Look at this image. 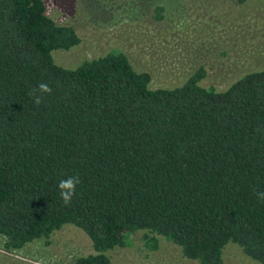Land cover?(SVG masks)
Wrapping results in <instances>:
<instances>
[{
    "label": "trees",
    "instance_id": "1",
    "mask_svg": "<svg viewBox=\"0 0 264 264\" xmlns=\"http://www.w3.org/2000/svg\"><path fill=\"white\" fill-rule=\"evenodd\" d=\"M71 1L105 16V0ZM165 11L155 7L156 19ZM80 42L77 25L57 24L44 0H0L4 249L74 225L97 252L77 264H110L107 253L141 231L148 249L163 237L199 264H225L231 245L264 264V70L217 91L200 85L201 66L180 86L152 89L117 49L76 68L55 62ZM41 82L52 93L36 105L29 93ZM72 175L80 183L66 205L58 184Z\"/></svg>",
    "mask_w": 264,
    "mask_h": 264
},
{
    "label": "rangeland",
    "instance_id": "2",
    "mask_svg": "<svg viewBox=\"0 0 264 264\" xmlns=\"http://www.w3.org/2000/svg\"><path fill=\"white\" fill-rule=\"evenodd\" d=\"M44 1L48 16L57 24L78 27L80 44L53 53L55 62L65 68H76L117 49L137 71L151 75L152 89L180 86L204 66L207 73L200 85L217 91L228 89L246 74L264 70V0L244 4L146 0L142 8L129 7V16L112 13L129 0H105L106 9L101 10L105 16L71 0ZM158 5L166 9L162 20L154 12ZM114 15L115 20L104 24L102 17ZM145 235L137 232L125 247L109 251L110 264H199L163 237L158 238L157 250L148 249ZM95 254L90 237L74 225H65L50 238L34 240L14 252L4 249L0 236V264H77ZM224 260L225 264H259L234 245L225 249Z\"/></svg>",
    "mask_w": 264,
    "mask_h": 264
},
{
    "label": "clouds",
    "instance_id": "3",
    "mask_svg": "<svg viewBox=\"0 0 264 264\" xmlns=\"http://www.w3.org/2000/svg\"><path fill=\"white\" fill-rule=\"evenodd\" d=\"M51 93V87L47 83L41 82L35 90L29 93V95L33 96L34 103L39 105L44 99V94ZM79 183L80 179L77 175L68 176L60 180L58 188L60 190V196L66 205L71 203ZM257 197L259 200L264 201V192L257 193Z\"/></svg>",
    "mask_w": 264,
    "mask_h": 264
}]
</instances>
